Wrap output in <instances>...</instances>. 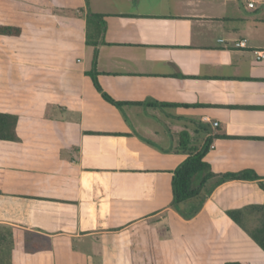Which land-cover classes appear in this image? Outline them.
Here are the masks:
<instances>
[{
	"label": "crops",
	"instance_id": "obj_1",
	"mask_svg": "<svg viewBox=\"0 0 264 264\" xmlns=\"http://www.w3.org/2000/svg\"><path fill=\"white\" fill-rule=\"evenodd\" d=\"M91 13L106 23L98 81L121 106L87 75ZM0 25L21 29L0 35V112L18 116L17 140H0L13 264H264L226 214L264 205L258 181L218 186L191 219L172 206L183 132L212 138L215 173L264 183V0H0Z\"/></svg>",
	"mask_w": 264,
	"mask_h": 264
},
{
	"label": "trees",
	"instance_id": "obj_2",
	"mask_svg": "<svg viewBox=\"0 0 264 264\" xmlns=\"http://www.w3.org/2000/svg\"><path fill=\"white\" fill-rule=\"evenodd\" d=\"M102 14H89L87 18V44L94 47L91 69L87 72L94 83L95 88L102 93L105 100L123 105L103 92L98 81V46L103 41L106 30V23ZM94 19L97 22H94ZM95 23V24H94ZM0 35L20 36L21 29L15 26L0 25ZM126 104V103H125ZM135 104H142L136 102ZM155 106V104H149ZM164 106H179L178 104L161 103ZM186 106V105H183ZM18 116L11 113L0 112V140L16 141V127ZM228 138L226 134L222 135ZM190 136L188 132L181 135L182 151L187 152V158L175 169L172 179L173 201L172 206L181 214L184 219H191L203 207L210 195L218 186L229 181H258L262 189L264 183L261 177L254 170H243L240 172L215 173L210 164L205 161V156L209 152L212 138H209L201 147L190 146ZM193 204L190 207L188 203ZM227 216L243 229L253 241L264 251V205L252 204L241 209H232L226 212ZM12 235V233H11ZM8 241L7 237L0 236V264H13L11 262V252L4 249L9 247L2 246ZM2 246V247H1ZM11 248V247H10ZM11 250V249H10ZM226 264H249L248 262H226Z\"/></svg>",
	"mask_w": 264,
	"mask_h": 264
},
{
	"label": "built area",
	"instance_id": "obj_3",
	"mask_svg": "<svg viewBox=\"0 0 264 264\" xmlns=\"http://www.w3.org/2000/svg\"><path fill=\"white\" fill-rule=\"evenodd\" d=\"M247 3V6L251 9L256 8L257 3L259 0H245ZM220 42H223V40H220ZM234 47L238 49H246L249 47L248 40L247 39H237L234 41ZM252 54L256 61H262L264 60V49H253ZM217 125V123H215Z\"/></svg>",
	"mask_w": 264,
	"mask_h": 264
}]
</instances>
